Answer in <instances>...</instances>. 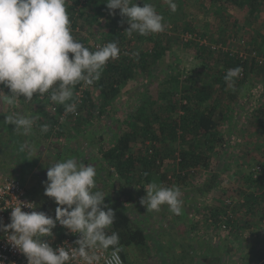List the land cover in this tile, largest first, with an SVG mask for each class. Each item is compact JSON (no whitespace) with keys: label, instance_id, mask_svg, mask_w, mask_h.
<instances>
[{"label":"trees","instance_id":"trees-1","mask_svg":"<svg viewBox=\"0 0 264 264\" xmlns=\"http://www.w3.org/2000/svg\"><path fill=\"white\" fill-rule=\"evenodd\" d=\"M163 1L131 0V3H138L141 7L143 3L150 4L166 22L174 21L177 13L182 11L183 17L180 20L176 18L175 27L181 34L182 44L187 48L195 49L196 56L201 60L200 65L190 69L187 75L184 73L185 70L177 65L176 70L174 69L169 77L167 83L169 88L161 92L158 99H153L148 95L147 98H140L136 109L131 110L122 120H115L121 125L110 142L104 144L106 139L103 134L96 136V133L94 137L97 142H93V144L99 145L97 149L107 163V167H104L107 171L110 167L118 174L119 180L130 182L129 184L133 187L139 186L143 189L155 182L157 175L161 173L165 156H172L178 161V172L170 176L172 184L186 182L192 169H210L213 158L217 156L218 149L222 148L225 142L221 132V123L233 115V106L239 95V85L246 78L239 76L234 78L233 82L239 85H236L235 90L230 92V87L224 80L229 69L245 67L246 74L248 71L249 74L262 75L264 80V66L259 65L255 58L242 60L238 52L232 53L224 51L222 48L214 49L212 46L222 35L224 43L220 44L229 46L233 34L249 29L252 37L248 41L242 37L247 51L250 53L256 50L258 54L264 55V32L261 30L264 26V0H197L198 2L196 0H173L177 5L174 12L168 4L165 10L159 13L161 8L159 5ZM106 2L107 0H65L66 12L70 21V34L74 40L82 43L92 52L96 51L93 48V43L116 42L120 57L109 59L101 71L100 78L91 85L87 84L84 102L79 107L80 117L69 113L65 123L60 124L59 116L65 111V106L59 104L57 112L52 113L45 106L51 90L43 95L44 104L41 106L36 122L40 124V128L47 124L48 130L41 131V143L55 137L58 143H55L54 146L61 147L58 137L68 138L67 134L70 133V130L65 126L69 125H73L75 131L82 136H87L88 131H86L84 123L94 122L93 119L104 114L109 115L112 105L119 100L124 87L137 78L151 77L155 65L169 52L172 35L162 31L144 36L133 32L129 36L126 32L129 28L127 18L120 15L119 9L110 12ZM192 5H199L201 9L199 11L197 9L189 10V6ZM90 9L91 12L88 13L87 11ZM241 10L247 11L244 19L238 17ZM224 14L233 16L231 26L222 24ZM200 15L208 16L209 19L213 18L214 23L207 20L205 25H197L196 19ZM81 19L89 22L91 27L96 24L98 26L104 24L101 37L92 32L93 42L87 40V37L81 33V29H86L84 23L79 24ZM187 32L196 33L197 38L185 42L182 35ZM201 38L206 39L209 44H200L199 39ZM69 56L71 59L72 54L70 53ZM82 84L83 81L72 88L73 98L67 103L75 100V92ZM0 89H3L7 95H12L7 85L0 84ZM19 98L24 99L25 97ZM255 117L259 126L264 127V94L255 111ZM56 125L58 129H56ZM140 138L144 143L150 144L146 154H137L134 151L137 140ZM15 139L20 141L22 138L15 137ZM69 141L72 140L69 139ZM256 164H261L264 168L263 160ZM223 170L224 168H221L219 172ZM222 178L220 173H212L204 183L203 192L208 194L215 186H221ZM263 181L264 175L259 179H253L248 171L243 173L242 180L239 181L241 188L238 193L244 195L245 202L230 205L226 204L224 198L223 205L207 207V223L211 218L216 221L219 215L227 213L228 210L232 212L229 215L226 230L221 229L215 222L213 225L209 223L211 226L208 228L209 231H218V236L229 240L234 236L236 228L239 227H237L238 220L234 216L243 210L250 216L259 214V218L263 220L264 194L256 195V192L261 190ZM107 187L97 185L93 191L102 192L105 196L106 208H112L115 212L114 223L106 229V232L109 235L116 232L119 242L115 248L110 246L108 249L118 250L124 259V264H132L129 259V248L136 246L139 249L149 250L153 237L149 238L147 231L131 217L129 211L124 210L116 201L108 197ZM250 187L253 188V192L247 193V189ZM142 196L146 195L142 194ZM56 207L54 199H50L45 200L40 209L55 218ZM62 228L64 229V227ZM239 238L240 235H237L233 242L226 245L224 253L221 254L233 255L234 252L237 253L234 250ZM239 246L244 245L240 244ZM207 249L206 264H216L215 260L220 262L222 255H213V253H219V249L218 251L213 249V239ZM261 261L264 263V249L246 253L240 263L252 264Z\"/></svg>","mask_w":264,"mask_h":264},{"label":"clouds","instance_id":"clouds-1","mask_svg":"<svg viewBox=\"0 0 264 264\" xmlns=\"http://www.w3.org/2000/svg\"><path fill=\"white\" fill-rule=\"evenodd\" d=\"M167 2L174 12L176 3ZM106 6L110 12L119 9L120 15L127 18L129 36L133 32L144 36L164 31L163 17L150 4L143 3L141 7L131 0H107ZM69 25L65 0H0V84L10 88L9 104L15 97L31 101L34 94L43 96L51 90V100L64 105L66 112L74 113L76 105L67 103L73 98L72 88L81 81L91 85L100 78L107 61L118 57L116 42L92 52L74 40ZM241 71L236 67L226 72L224 80L229 87ZM5 120L16 130L22 129L24 135L32 130L31 118L6 116ZM47 130V124L41 127L42 132ZM46 175L44 194L57 204L55 218L44 212H24L22 207L34 205L20 203L11 208V222L0 225V229L7 233L11 246L27 258L28 264H68L77 257L85 264H97L99 256L90 255L89 250L115 248L119 236L106 232L114 223L115 212L106 208L102 192L93 191L95 168L69 158L51 164ZM145 189L147 195L140 203L147 211H159L167 204L172 213H181L178 187L152 183ZM57 222L72 234H79L75 241L78 247L54 249L43 239L52 235Z\"/></svg>","mask_w":264,"mask_h":264},{"label":"rangeland","instance_id":"rangeland-1","mask_svg":"<svg viewBox=\"0 0 264 264\" xmlns=\"http://www.w3.org/2000/svg\"><path fill=\"white\" fill-rule=\"evenodd\" d=\"M167 5V0L160 2L159 6L161 8L159 10V13L163 12ZM196 9L197 11H199L201 9V6H189V10ZM87 12L90 13L91 9ZM246 14V10H241L238 17L240 19H244L246 17ZM176 16L174 17V21L171 22H166L165 20H163L164 32H168L169 35H172V43L170 44L169 52L153 68L151 77H145L144 79L137 78L128 83L124 87L123 93L120 96L119 100L112 105L110 114H104L101 117H96L95 119H93L94 122H92L93 126L91 130L94 131L93 133H96V136H98L99 134H103L104 139H106L104 144L110 142V140L113 139L114 135L117 134L118 129H120L121 124L117 123L115 120H122V118L128 115L131 110L136 109L140 98H147L148 96H150L153 99H158L161 95V92H164L169 88V85L167 84L169 77L173 70H176L175 67L177 65H180L181 69L185 70V75H187V72H190V69L198 67L200 65L201 60L196 56L195 49L187 48L184 44H182L180 38L181 34L178 33L175 27V21H177L176 18L180 20L183 17L182 11H180V13H177ZM222 19L224 20V22L222 23L223 25L228 24V26H231L234 18L233 16L231 17L227 14H224ZM207 20H209L211 23H214L213 18L209 19L208 16L200 15L196 19L197 25L203 26L206 24ZM80 23H84V27H86V29H81V33H83L87 37V40H92V32L96 33V36L101 37V33L104 29V24H99V26L98 24H96L94 27H91L89 22H86L83 19L79 21V24ZM262 27L263 28L261 30L264 32V26ZM251 34L252 33L249 31V29H247L245 32L242 31L241 33L233 34V38L231 40V44H229V47L233 51H241L244 47L242 37L248 41L249 38L252 37ZM223 38V35L220 37L221 40L217 37V39L219 40L214 44L224 43V40H222ZM245 77L246 78L242 84L239 85L233 82V86L230 87L231 92L235 90V88L237 87L236 85H239V95L236 103L233 106V115H230L231 117L229 116L221 123V132L224 136L225 142L223 143L222 148L218 149L217 156L213 158V163L210 169L197 168L194 172H191L189 174V178L186 182L181 181L179 183L172 184L169 176L178 172V161L172 156H165L164 158V162L162 163V170L160 171L161 173H159L156 178L159 182L158 185L166 188L178 187L181 192V206H183L186 201L189 205L192 203L195 205L197 204L195 203L196 200H201V204L203 205L204 201L207 200L206 199L203 201L204 197L208 199L211 198L209 204L218 202L220 204H224V198L227 199L228 197H232L235 195L236 197L241 196L237 192L238 189L241 188V186L239 185V181L236 179L235 175L237 177L238 174L242 175L244 173V166L247 164L255 165L260 160L264 161V127L259 126V123L255 117V111L264 94V80L262 78V75L258 76L257 74H249L248 71ZM70 132L72 133V131ZM12 134H14L17 139L24 138L18 131ZM3 138L4 140H0V142L4 141V144L6 146H9V148L7 149H10L9 156L5 152L3 153L5 155V158L13 160V164L15 166H21V171L17 173L19 174L17 175V178H19L23 182V184L26 185V187L29 189L30 194L39 203L40 208L45 200L53 199L47 197L44 194V182L47 180L46 173L48 168L51 167V164L63 162L66 159L71 158L75 159L78 164L85 165V163L81 160L82 157H86L83 156L85 155V152H77L76 147L72 145L73 143H70L74 142V140H72L68 142V148L62 156L58 155V157H52L53 154L49 152L46 153L47 151L45 152L44 150L46 156L44 155L45 157L43 159L45 160L41 163L39 172L33 173V175H31V171L29 169H31L34 164L38 163V156L36 155L37 153H35V151L43 153L40 142H36L33 137H29L28 141L27 139L15 141L16 139L14 137L11 139L4 136ZM59 138L60 137H58V139ZM84 138H82V140H86V138ZM52 139L54 141L53 145L51 144L52 142H49L50 144H47L45 146L46 150L54 148L53 146L57 142V139L55 137H53ZM9 140H11L12 143L9 144ZM95 142L97 141L95 140ZM149 145L150 144H148V142L144 143L140 138L137 140L134 151L137 154H146V150ZM85 147L88 146L85 145ZM18 152L19 154L17 155ZM90 155L94 156V159H91V163H89V165L93 166L96 170L95 187L97 188V185H99L100 187H104V185L105 187H107V185H109L106 188L108 197L112 198V200H115L116 203L126 211H128V207H126L124 198L126 196L132 197L133 210H135V212L129 211L130 214L134 217V220L147 231L149 238L151 236L153 237V240L150 243L151 248L149 250L146 248L139 249L136 246L129 248V259L132 264H185L184 262L187 258L185 245L186 240H184V237L182 238V236L183 234L186 235V233L190 234V231L188 232L186 227V213H182V216H180V218H176L177 220H175L176 222H174L171 219L173 213L169 210V206L167 204L162 205L159 211H147L146 207L141 205L139 201L137 203H134L137 199L140 198V190H138L137 193L135 189L130 190V193L128 195L126 193V188L119 190L121 189V187H124L127 182L119 180L118 174H116L110 167H108V171L104 168L107 166L104 165V161H102L103 158L101 155H99L98 152L94 155L90 153ZM235 158H239L241 160L237 161ZM247 160H250V162H246ZM92 163H94V165H92ZM100 165L104 166L100 167ZM224 165L227 167L224 169L225 176L224 178H222L223 180L221 186H218V189L212 191L209 194L203 192V190L199 192V187H202L204 185L209 176L212 173H218L219 170L221 171V168H223ZM4 169L8 171L10 175L12 174L11 176H15V173L10 171V169ZM248 170L249 169H247V171ZM25 174H28V176H24ZM233 191L234 193L232 195ZM245 212L246 211L243 210L239 211L238 213L240 214V217H246V219H250V215L245 214ZM251 218L254 221L256 220L258 223L259 215H251ZM169 227L176 229L174 234L172 233L168 235V232L171 231L168 230ZM61 229H63L62 226H60L57 222V225L52 230V232H55L56 235H59L62 232ZM172 235H174V237ZM204 235L208 237L205 246L209 247L212 243V239H217L219 233L218 231L211 230L208 232L205 231V234H200V236ZM167 253H170V255H168Z\"/></svg>","mask_w":264,"mask_h":264},{"label":"crops","instance_id":"crops-1","mask_svg":"<svg viewBox=\"0 0 264 264\" xmlns=\"http://www.w3.org/2000/svg\"><path fill=\"white\" fill-rule=\"evenodd\" d=\"M9 97H10V95H7L3 91V89H0V140H4V138H3L4 136L6 138H11V139L13 137L15 138L14 134H12V133L18 131L19 133H21V136L24 137V138H22L23 140L27 139V141H28L29 137H33L36 140V142H40L43 153H39V152L35 151V153H37L36 155L38 156V163L34 164L32 166V168L29 169L31 171L30 172L31 175H33V173L39 172V169L41 167V163L45 160L43 158L46 156V154L44 153V150H45V152L47 151L46 153L49 152V153L53 154L52 157H55V156L58 157V155L62 156V155H64L65 151L68 148L69 139L74 140V142H70V143H73L72 145L74 147H76L77 152H79V153L85 152V155H83V156H86V157H82V159H81L85 163V166H88L89 163H91V159L92 158L94 159V156L90 155V153L94 155L95 153L98 152L97 148L99 147V145L93 144V142H95V137H94L95 133H93L94 131L91 130V128L93 126L92 122L91 123H89V122L84 123V125L86 126V131H88L87 136L86 135L82 136L77 131H75L73 125L65 126L67 129L72 131V133L70 132L67 134V137L69 139L64 138V136L60 137L59 143L61 142L60 143L62 145L61 147L60 146L59 147L53 146L54 148L46 150L45 146L47 144H50L49 142H52L51 144L53 145L54 141L52 138H50L48 141L41 143V137H40L42 135L41 134V128H40V124H38V122H36V119H37V115L41 111V106H43V104H44L43 101L45 99L43 98V96H38L37 94H34L31 101H28L25 98L20 99L19 97H15L13 99L12 104L8 103ZM6 116H13V117L23 116V117L33 119V125H32L31 132L27 135H24L22 132V129L16 130L14 128L15 127L14 125L10 124L8 121L5 120ZM84 137L86 138V140H82V138H84ZM4 143H5L4 141L0 142V171L9 174V172L6 171L4 168L10 169V171L15 173L14 177H18L17 175H19V174H17V173L21 171V166H17V165L15 166L13 164V160H9V159L5 158V155L3 153L5 152L9 156L10 155V152H9L10 149H7V148H9V146L8 145L6 146ZM8 143L10 144V143H12V141L9 140ZM85 145L88 147H85ZM96 150H97V152H96ZM99 155H101V154L99 153ZM230 158H232V157H230ZM235 159L237 161L241 160L239 158H235ZM236 160H234V161H236ZM102 161H104V165L107 166V163H105V160L102 159ZM246 162H250V160H247ZM92 165H94V163H92ZM104 165H102V166H104ZM102 166H100V167H102ZM250 166L251 165H249V164L245 165L243 172L245 173L247 171V169H249ZM226 167L227 166H225V165L223 166L224 169ZM214 172H216V171H214ZM248 172H249V170H248ZM218 173H220V175L224 178V176H225L224 170L222 172H218ZM24 176H28V174H25ZM235 177L238 181L242 180L241 174H238V177L235 175ZM124 182H126V181H124ZM129 183L130 182L125 184L124 187H121V189H119V190L126 188L127 195L130 193V190L135 189L136 193L138 192V190H140V192H139L140 198L137 199L134 203H137L138 201L140 202L141 198L143 197L142 194L147 195L146 189L145 188L143 189L142 187H139V186L133 187ZM154 183H156L158 185L159 182L156 179ZM239 185L241 186L240 183H239ZM203 187H204V185L202 187L201 186L199 187V192L203 190ZM216 189H218L217 186L212 188V190L209 193H211L212 191H215ZM239 190L240 189H238V191ZM233 193H234V191L232 192V195H233ZM235 194H236V192H235ZM235 196H233V197H235ZM204 200H206V201H204ZM210 200H211V198L208 199V198L204 197V199H203L204 204L203 205L201 204V200H196V202H195V203H197V204H195L196 206L193 203L189 205L188 202L186 201L185 204L183 206H181V213L179 215H176L174 213L172 214L171 219L174 222H176L175 221V220H177L176 218H180V216H182V213L185 212L187 215L186 227H187L188 232L190 231V234L186 233V235L183 234V236H182V238L184 237V240H186L185 245H186V252H187L186 256H187V258L185 259V262H184L185 264H206L205 257H206V255H208V253H207L208 249L205 245L207 243L206 240L208 239V237L205 235L200 236V234H205V231L208 232L209 231L208 228L211 227L210 224L207 223V221H206L207 220L206 217L208 214L207 207H210V206L211 207H215V206L219 207V206L223 205L222 203L220 204L219 202L209 204ZM124 201L126 202V207H128V211H131V212L134 211L135 212V210H133L132 197L126 196L124 198ZM200 204H201V206H200ZM256 214H253V215L254 216L259 215V214H257V215ZM131 217L134 219V217L132 215H131ZM234 217L238 220L237 227L239 226L238 228H236V232L234 233V236L230 237L229 240L227 238L224 239L221 236H218L217 239L213 238L215 240V241L213 240V249H215V251L216 250L218 251V249H219V253H213V255L214 256H221L222 255L220 262H219V260L218 261L215 260V262H217L216 264H229L230 262H231L230 264H232V262H234L233 264H241L240 262L242 260V257L246 253H253L255 250L261 251V249H264V219L261 220L259 218V221L257 223V221L256 220L254 221L251 218V216H250V219H246V217L245 218L240 217V214L238 213V214H235ZM248 220H251V221H248ZM206 227H208V228H206ZM168 230H171L170 232H168V235H170L172 233L174 234L176 229L169 227ZM54 233L55 232H52V234H54ZM237 235H240L239 240H237L238 244L236 245V249L234 250L237 253L234 252L233 255L221 254V253H224L226 245L228 243L233 242L234 241L233 239H235L237 237ZM172 236L174 237V235H172ZM241 242H243V243H241ZM240 244H242L244 246L240 247L239 246ZM167 254L170 255V253H167ZM210 254L212 255V253H210Z\"/></svg>","mask_w":264,"mask_h":264},{"label":"built area","instance_id":"built-area-1","mask_svg":"<svg viewBox=\"0 0 264 264\" xmlns=\"http://www.w3.org/2000/svg\"><path fill=\"white\" fill-rule=\"evenodd\" d=\"M182 38L185 42H189L195 38H197L196 33H190L187 32L184 35H182ZM200 44H209L206 39H199ZM243 42V49L241 51H233L229 46L223 45V44H214L212 45L214 49L222 48L224 51H231L232 53H239V56L242 58V60L246 59H252L255 58V60L259 63V65L264 66V55L258 54L256 50H253L249 53L246 49L245 41ZM106 43H93V48L97 51L100 48L104 47ZM120 57V53L118 55ZM242 71L238 75L240 78H243L246 76V68L241 67ZM87 89V84L83 82V84L79 87V89L75 92V100H73L71 103H74L76 105V111L74 113L72 112H62V114L59 116V123H65L67 120V116L69 113L73 114L75 117H80V105L84 102L85 98V90ZM51 91L49 92L47 96L46 101V109L52 113H56L58 110L59 103H56L51 100ZM44 98V96H43ZM56 129H58V126H55ZM197 168L192 169L190 171L194 172ZM249 173L251 174L253 179H259L264 175V168L261 164H255L251 165L249 167ZM253 192V188L250 187L247 189V193ZM264 194V181L262 182L261 190L256 192V195ZM245 197L244 195H241L239 197H228L226 199V204L234 205L235 203H244ZM28 204L31 203L34 205V208H28V207H22V211L24 212H31V211H37L42 212L40 209L37 200L30 194L29 189L26 187L23 182L14 176H11L5 172L0 171V225H7L10 221V214L13 207L19 206V204ZM231 210H228L227 213H223L219 215L214 221V218H211L209 220V223L213 225V223L216 222L217 226H219L221 229L226 230L228 228V218L230 215ZM7 233L0 229V264H28L27 258L20 253L17 249L13 248L11 244L6 239ZM79 234H72L69 230L66 228L63 229V231L59 235L52 234L51 236L44 237L43 239L50 244L54 249L59 247H64L66 250H70L72 248L78 247V245H75V241L79 239ZM90 255H97L99 256V261L97 264H124V259L121 255V253L118 250H109V249H102V248H94L89 250ZM68 264H85V261H83L81 258L77 257L73 260H70ZM252 264H264L261 262H255Z\"/></svg>","mask_w":264,"mask_h":264}]
</instances>
